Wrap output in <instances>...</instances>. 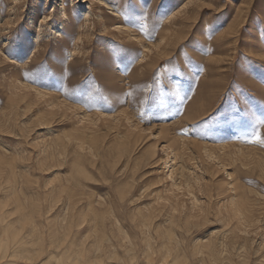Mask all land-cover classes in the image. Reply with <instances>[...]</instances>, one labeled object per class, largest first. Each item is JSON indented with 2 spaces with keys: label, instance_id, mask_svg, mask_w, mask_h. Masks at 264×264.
<instances>
[{
  "label": "rangeland",
  "instance_id": "374dc122",
  "mask_svg": "<svg viewBox=\"0 0 264 264\" xmlns=\"http://www.w3.org/2000/svg\"><path fill=\"white\" fill-rule=\"evenodd\" d=\"M262 121L264 0H0V264H264Z\"/></svg>",
  "mask_w": 264,
  "mask_h": 264
},
{
  "label": "bare ground",
  "instance_id": "6f19581e",
  "mask_svg": "<svg viewBox=\"0 0 264 264\" xmlns=\"http://www.w3.org/2000/svg\"><path fill=\"white\" fill-rule=\"evenodd\" d=\"M64 6V5H63ZM101 16V15H100ZM103 16V15H102ZM176 21V20H175ZM103 23H104V21H103ZM170 24V23H169ZM169 26V25H168ZM168 28V27H167ZM169 28H171V27H169ZM172 31V30H171ZM171 34H172V32H171ZM174 35V34H173ZM172 35V36H173ZM166 37V36H165ZM168 37H169V35H168ZM173 38H175V37H173ZM164 39V38H163ZM73 51V50H72ZM57 99V98H56ZM13 103H15V102H13ZM47 103V102H46ZM50 103V102H49ZM7 108V107H6ZM59 115V114H58ZM79 174V173H78ZM87 175V174H86ZM5 229V231H6V229L7 228H4ZM15 240V239H14ZM4 242H5V239H0V246H3V244H4ZM8 242V241H7ZM6 243V242H5ZM53 254V252H50V255H52ZM14 256V255H13ZM51 257H53V255L51 256ZM136 258V257H135ZM146 258V257H145ZM151 259H153L152 257H151ZM13 260V259H12ZM82 260V259H81ZM145 260H147V259H145ZM149 261H147V263H148ZM152 263V262H151ZM6 264H8L7 262H6ZM10 264H12V262L10 263ZM15 264V263H14ZM149 264V263H148Z\"/></svg>",
  "mask_w": 264,
  "mask_h": 264
},
{
  "label": "snow or ice",
  "instance_id": "6c2138e0",
  "mask_svg": "<svg viewBox=\"0 0 264 264\" xmlns=\"http://www.w3.org/2000/svg\"><path fill=\"white\" fill-rule=\"evenodd\" d=\"M138 30L143 32L144 31V26L143 25H140L139 28H138ZM262 122H264V121H262Z\"/></svg>",
  "mask_w": 264,
  "mask_h": 264
}]
</instances>
